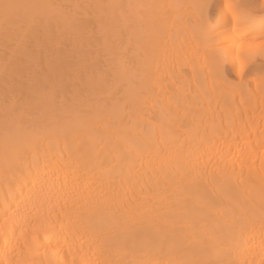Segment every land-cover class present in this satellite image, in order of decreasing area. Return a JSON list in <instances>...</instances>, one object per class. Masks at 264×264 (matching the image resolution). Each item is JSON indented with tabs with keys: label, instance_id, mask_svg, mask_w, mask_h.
I'll return each instance as SVG.
<instances>
[{
	"label": "bare ground",
	"instance_id": "bare-ground-1",
	"mask_svg": "<svg viewBox=\"0 0 264 264\" xmlns=\"http://www.w3.org/2000/svg\"><path fill=\"white\" fill-rule=\"evenodd\" d=\"M0 264H264V0H0Z\"/></svg>",
	"mask_w": 264,
	"mask_h": 264
},
{
	"label": "snow or ice",
	"instance_id": "snow-or-ice-1",
	"mask_svg": "<svg viewBox=\"0 0 264 264\" xmlns=\"http://www.w3.org/2000/svg\"><path fill=\"white\" fill-rule=\"evenodd\" d=\"M190 7L199 10L200 19H201V21L205 27H207L211 31L215 30L212 28V22L208 19L207 15H206V9L209 7L208 4H195V5H190Z\"/></svg>",
	"mask_w": 264,
	"mask_h": 264
}]
</instances>
